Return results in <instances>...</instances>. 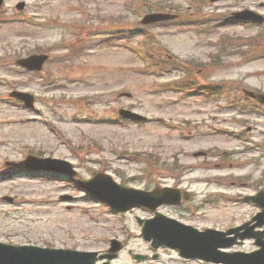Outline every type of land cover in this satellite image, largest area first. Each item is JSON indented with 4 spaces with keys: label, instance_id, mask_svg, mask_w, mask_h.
<instances>
[{
    "label": "rangeland",
    "instance_id": "1",
    "mask_svg": "<svg viewBox=\"0 0 264 264\" xmlns=\"http://www.w3.org/2000/svg\"><path fill=\"white\" fill-rule=\"evenodd\" d=\"M21 1L27 6L18 22L15 6ZM262 2L8 0L0 12V242L103 253L116 238L128 247L112 264H202L185 261L173 250L152 249L137 221L151 218L150 211L123 214L66 177L26 171L23 163L31 152L67 160L85 179L110 172L121 184L143 190L179 185L194 193L188 209L159 211L201 230L249 221L260 209L244 196L264 191V107L247 101L241 88L264 92V57H253L252 46L247 53L249 43L236 38L251 42L262 32L254 42L262 51L264 27L226 25L225 19L243 8L264 13ZM160 8L178 12L182 20L199 14L210 26L182 22L154 25L134 36L114 35L118 27L139 28L144 15ZM145 43L151 50L159 45L192 58L201 69L198 81H228L230 90L208 102L194 92L169 88L166 83L185 73L148 70ZM73 46L81 48L71 51ZM42 52L53 59L44 74L15 64ZM215 58L218 67H200ZM13 90L35 95V108L10 98ZM122 92L132 97H121ZM121 108H133L149 120H120ZM199 152L209 155L195 156ZM174 163L182 166L179 176ZM235 249L250 252L256 246L248 240ZM129 250L159 256L138 263Z\"/></svg>",
    "mask_w": 264,
    "mask_h": 264
},
{
    "label": "water",
    "instance_id": "2",
    "mask_svg": "<svg viewBox=\"0 0 264 264\" xmlns=\"http://www.w3.org/2000/svg\"><path fill=\"white\" fill-rule=\"evenodd\" d=\"M4 0H0V7L2 6ZM18 8L20 10L25 8V3L19 4ZM239 19H254L261 22L264 19L251 11H245L236 14ZM174 18L172 15L166 14H149L143 20L144 24L154 23L166 19ZM47 55H34L29 58L20 59L18 64L24 66L31 70H41L44 63L48 60ZM12 96L19 97L24 100L27 105L34 106L33 96L22 93L15 92ZM258 100L264 104V95L259 94L256 96ZM121 113L127 117L135 120H144L145 118L127 111H121ZM26 165L32 169L47 170V171H60L66 174L76 175L73 167L70 163L56 160V159H37L35 157H28ZM81 184L91 190L96 195L100 196L102 199L107 200L112 203L115 207L122 210H127L133 206H144L148 208L155 209L157 206L163 203L178 202L177 198L170 196V194H164L162 191H155L154 193H144L142 191L127 189L118 185L110 175L98 174L91 181H81ZM262 207H264V192L260 193L257 198H254ZM264 213L260 214L258 219L263 218ZM262 224V220L261 223ZM144 235L147 238H154V246L157 247L160 244H167L180 249L183 255H196L209 260L225 261L229 264H248V262L235 261L234 259H225L223 257H229L226 255H219L217 249L219 247L226 246L221 236L214 234L213 232L198 233L193 231L188 227H182L174 222H169L161 216L146 222L144 226ZM248 236H254V234H248ZM258 237V236H257ZM258 243L262 244L258 237ZM16 250L18 252L24 250H35L39 252V255L33 256L31 253H26L23 256L24 259L17 256L16 258L10 260H1L0 264H96L97 253H85L71 250H44L37 248H27V247H10L0 244V250L10 251ZM121 249V245L117 241H113V248L111 251L116 252ZM260 251L254 253L251 256H257V262L252 264H264L263 253ZM2 255L0 254V258ZM115 255H108L107 258L112 259ZM101 256L100 259H103ZM263 258V259H262ZM251 264V263H249Z\"/></svg>",
    "mask_w": 264,
    "mask_h": 264
}]
</instances>
